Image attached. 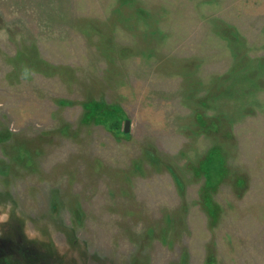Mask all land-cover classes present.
Instances as JSON below:
<instances>
[{"label":"rangeland","instance_id":"rangeland-1","mask_svg":"<svg viewBox=\"0 0 264 264\" xmlns=\"http://www.w3.org/2000/svg\"><path fill=\"white\" fill-rule=\"evenodd\" d=\"M3 33L0 264H264V0H0Z\"/></svg>","mask_w":264,"mask_h":264},{"label":"clouds","instance_id":"clouds-1","mask_svg":"<svg viewBox=\"0 0 264 264\" xmlns=\"http://www.w3.org/2000/svg\"><path fill=\"white\" fill-rule=\"evenodd\" d=\"M3 38H6V33L0 34ZM35 76V69L28 67L25 65L21 70V79L24 81H28Z\"/></svg>","mask_w":264,"mask_h":264},{"label":"water","instance_id":"water-1","mask_svg":"<svg viewBox=\"0 0 264 264\" xmlns=\"http://www.w3.org/2000/svg\"><path fill=\"white\" fill-rule=\"evenodd\" d=\"M130 131V121L128 120L126 122V126H125V132L128 133Z\"/></svg>","mask_w":264,"mask_h":264}]
</instances>
